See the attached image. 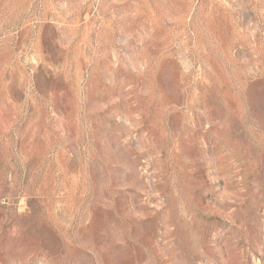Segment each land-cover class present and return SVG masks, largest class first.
I'll list each match as a JSON object with an SVG mask.
<instances>
[{"label":"rangeland","instance_id":"rangeland-1","mask_svg":"<svg viewBox=\"0 0 264 264\" xmlns=\"http://www.w3.org/2000/svg\"><path fill=\"white\" fill-rule=\"evenodd\" d=\"M0 264H264V0H0Z\"/></svg>","mask_w":264,"mask_h":264}]
</instances>
